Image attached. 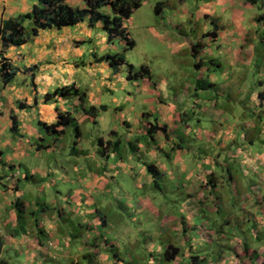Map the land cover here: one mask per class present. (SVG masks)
<instances>
[{"label":"rangeland","instance_id":"obj_1","mask_svg":"<svg viewBox=\"0 0 264 264\" xmlns=\"http://www.w3.org/2000/svg\"><path fill=\"white\" fill-rule=\"evenodd\" d=\"M220 1L222 3L219 0L143 1L123 22L128 37L134 42L132 48L125 50V43L119 38L105 41V34L100 28L92 30L91 37L85 38L82 47L92 45V41H95L97 55L120 53L125 58L126 64H131L132 69L136 71L141 64L146 65L150 74L149 80L146 78L126 79V64L108 68L105 62H101L92 65L93 69H90L91 67H88L89 60L85 58L90 54L85 51L81 58L69 56L70 60H74L78 64L76 67L73 66L74 69L76 68L73 81L80 90L87 94L84 100L85 106L93 105L97 110L94 120L89 117L88 120L78 123L81 132L79 138L75 136L72 125L66 126L61 135L53 138L43 131L41 140L29 138L27 141L30 145L34 143L48 144L50 148L36 149L33 145V150L30 153L36 151V156H40V158L35 156L33 159H31L32 157L28 159V156H24V158L21 156L20 159L26 158L27 160H21L22 164L19 169L16 161L12 162L13 165L8 166L10 161L8 162L6 159L8 157L6 151L3 150L0 156L2 162L0 163V175H4V182L9 179V174L13 171H17V176L20 173H27L24 165L28 166L27 163L30 161L34 168H37L38 164L41 168L46 169L44 161L52 164V172L47 175L33 172L31 186L29 185L31 181L24 182L21 177H19V183L24 182V185L33 189L35 193L32 195L34 203L31 202L28 206V209L34 210V216L37 218L38 226L33 227L37 231L35 237L41 240L49 234L51 240L57 242L61 248L59 251L51 250L50 253L54 254V258L45 260L40 259L41 253L27 249L25 255L30 257L25 259L27 264H31L33 261L37 264H149L147 263L146 243L153 225L149 222L151 220L155 222V217L148 210L136 211L138 209L137 203L134 202L136 200H141L147 208H152L154 215L160 219L170 220L176 214L181 220L183 219V225L180 224L178 232L176 230L170 232L167 231L168 228H164V235L158 234L159 236L156 235V239L153 240L155 243L171 241L177 245L183 244V248L179 251L180 259H185L183 264L192 262L194 264H237L238 258L235 254L240 252L242 257L243 252L240 251L242 250L241 241L249 245L248 254H254L256 248L264 246L263 226H256L254 229L245 226L241 231L236 228L240 214L246 210L249 211L248 213L253 211L250 207L255 205L254 190L258 189V198H264V181L258 177L256 179L258 181L255 180V174H262L263 171L260 170L264 169H262L264 167V100H261L260 104L255 100L256 93L264 96V42H260L259 39L251 40L252 56L246 65L241 63L242 60L235 61L232 56H225L221 49L217 52V48L209 47L207 42H204L205 45L202 47L197 45L203 37L201 35L211 31L214 26L218 29V27H226L227 24H232L231 21H234L228 16L230 9L224 13L221 10L226 7L224 3L230 4V1ZM156 3L160 6L157 13L154 12ZM249 6L250 9L245 10L239 18V23L244 24V30L250 27V31H252L260 27L258 23L264 17L260 18L259 15L264 16V6L261 9L250 4ZM236 8L238 6L232 7V10L234 11ZM22 25L23 35L27 36L30 21L24 19ZM218 31L219 34L231 33V29ZM258 32L254 35L258 36ZM26 48L27 45L20 50L25 51ZM217 53L224 57L219 58L223 62L221 72L215 65ZM204 74L215 75L218 78L216 82L218 87L226 84L234 87L225 90L221 88L218 91H211L207 88L205 92L196 89L198 87L196 80L206 79ZM21 78H26L29 90L30 78L26 73L16 74L13 78L14 83L19 85ZM73 81L70 83H74ZM136 83L137 88L134 86ZM143 84L148 85L149 88L154 84L162 87L161 91L166 98V103L170 105V111L166 114L167 120L175 119L178 112L183 119L187 120L177 123V129L181 131L182 135L181 141L185 146L187 145V148L181 150L175 148L172 151V154L175 153V158L180 156L185 161L187 173L182 170L173 173L174 169H171V174L168 172L169 166L165 165L166 175L161 171L159 178H156L160 186H163L162 191L159 192L145 187H133L130 184V182L135 183L132 180L133 177L129 178L127 175H123L122 170L119 169L114 178L118 179L119 183L112 189L114 198L106 204H102L103 198L111 196V193H107V187L101 188L100 183L92 181L90 177L88 182L92 181L91 184H94L93 187H95L94 190L89 187L90 191L81 185L83 182H80L79 179L83 177L84 170L103 172L104 164L101 155L103 156L104 151L98 152L100 149L96 143L98 137H102V140L112 139L114 135H110L109 132L115 130L117 133H122V140L126 143L125 138H128L127 133L130 129L126 130L125 127H122L119 120L127 119V122L133 123L132 114L141 111L149 113L147 118L153 119L156 105L147 100L148 96L141 90ZM51 88L52 86L46 91H51ZM194 89L199 98L205 95L207 98L206 104L200 108L195 106L196 99L191 96ZM89 91L93 93L92 96ZM149 92L157 94L152 89L147 93ZM20 94L18 98L16 97L17 99H13L14 104L21 99ZM98 95H100L99 100H97ZM114 101L117 103L114 104ZM51 102L46 103L51 104ZM69 104L71 101L67 100V107H70ZM100 104L105 105L104 110L99 109ZM119 104L122 108L115 110L114 106ZM212 105L217 111H221L222 108L229 105L231 112L215 115V119H212L207 112ZM72 112L79 114L78 119L82 120L80 118H83L84 113L77 108ZM173 126L175 124L169 123L166 130L171 133V130L174 129ZM32 127L36 128L34 122ZM218 136H220L219 139H217ZM13 139V141L16 140ZM129 139L131 144L135 143L134 135ZM246 139L252 140V142L248 144ZM172 140L178 141L175 137ZM138 142L144 144L142 136L138 138ZM244 148L249 149V153ZM227 149H231V152H228ZM255 153L258 154L254 155ZM228 154L233 158L227 157ZM161 157L165 159L164 156ZM256 161H261L262 167L250 164ZM74 164L78 167L73 168ZM201 164L202 167L207 168L206 171L198 168ZM226 167H228L231 177L242 189L228 183ZM16 168L17 170H15ZM196 168L202 169L201 173L199 172L196 176L200 175L201 179L195 180L193 172L197 171ZM30 169L28 168V171ZM209 172H213L219 179L215 182L214 192H221L223 201L229 200V202L218 203L215 206L217 212L213 211L212 214H210L211 202L205 201L209 196L206 194L209 189L206 183V173ZM203 174H206L204 178H202ZM63 176L67 180L61 179ZM100 181L101 183L106 182L105 179ZM219 183L222 187L219 186ZM0 187L2 186L0 185ZM75 189L85 191L86 197L69 196ZM185 194H189L190 197H184ZM237 195H239L238 199H232ZM213 196L211 194V197ZM240 198H243L244 201H241ZM24 199H29V197L25 196ZM147 200H150L151 204ZM250 200L251 202H249ZM126 204L130 207L125 210L123 206ZM257 205L263 208L264 201L262 205L261 202ZM45 207L46 209H44ZM41 208L44 211H39ZM94 209H98V217L99 215L105 217L104 225L98 223ZM132 215L134 217H131ZM163 216H166L167 219ZM158 218L157 220H159ZM90 220L92 224L94 223L92 228L88 227ZM126 221L129 223L126 224ZM122 223L128 227H123ZM121 232L124 233L117 236ZM99 233H101V237L98 236ZM92 236H94V243L91 239ZM236 240L240 242L236 243ZM98 242L99 244H97ZM103 243L107 244V250L103 249ZM27 244L29 243L27 242ZM16 250L17 253L4 249L0 253V257L9 259L12 264L14 261H18L17 264H25L21 254L23 246L17 247ZM115 253L120 258L118 263L113 259ZM100 254L106 255L108 260L103 262L99 257ZM185 254L189 256L184 257ZM194 255H200V258L191 259L190 257ZM213 256L218 257L214 259ZM261 257L264 258V254Z\"/></svg>","mask_w":264,"mask_h":264},{"label":"crops","instance_id":"obj_2","mask_svg":"<svg viewBox=\"0 0 264 264\" xmlns=\"http://www.w3.org/2000/svg\"><path fill=\"white\" fill-rule=\"evenodd\" d=\"M227 1H230V4L223 2L226 7L221 10L224 13L227 9H230L228 12V16L234 20V21H231L232 24H227L226 27L220 26L218 27V29L214 26L212 28L213 33L211 34V31H212L211 30L208 32L209 34L207 35L202 34L201 36L203 37H201V41L200 43H197V45L202 47L203 45H205L204 42H207L209 47L214 46L215 48H217V52L219 49H221L222 52H224L225 56H229V57L232 56V59H234L235 61L242 60L241 63L243 65H246L247 63L250 62V59L252 56L251 55V47H252L251 40L259 39L260 42L262 43L264 42V34H261L262 32L264 33V18H262V20L260 19L261 21L260 23H258V26L260 24V27L257 26L258 27L257 29L250 31V27H249L247 30H244V24L239 23V18L242 16L245 10L250 9L248 8L249 4L246 2H242L240 0H227ZM35 2L36 0H0V24L2 20H5L7 18H12V17L17 16L18 14L27 12L30 9L31 5L34 4ZM65 2L70 6L80 7L82 5V2L80 0H65ZM219 2L222 3V1L220 0ZM234 6L236 7L238 6V8H236L233 11L232 7ZM251 6H254V5H251ZM211 8L213 9V7ZM99 28H100L99 22L95 23L92 27H89L87 26L86 21H81L79 23H76L73 26L62 27L60 29L39 30L35 36H31L30 29H28V35H27L26 42H24L23 44L19 46H9L4 51L2 50V56L7 58L9 62L11 63V65L16 68L17 70L16 74L26 73L29 75L30 73L27 72L26 70L33 65L36 66L35 68H33V71H32L33 72V79H32L33 85L31 86V82H29L30 83L29 90L27 89L28 82L26 78H21V80L19 81V85H16L13 79L12 81L6 84H1L0 82V156L3 150L6 151V153H8V157H6L7 161L8 162L10 161V164H8V166L13 165L12 162L16 161L17 168L19 169L20 164H22L21 160L22 161L27 160L26 158L20 159L21 156H23V158L24 156L25 157L28 156V159L32 157L31 159H33V157L37 155L36 151H33V153H30L31 150H33L32 148L33 145L35 148V144L30 145L29 141H27L29 140V138H34L37 140H41L42 138L41 131L38 129V127L37 126L36 128L32 127L33 122L35 124L37 120L45 121L47 123L53 122L55 120V113H56L55 108H58L61 111L68 110L70 112H72L75 108H77L78 102L75 97H69V98L57 97L51 100L52 102L50 101L51 104H47L42 101V94L46 90H48L50 86H52V88L50 89L52 90L55 86H60L61 84L62 85L69 84L71 81H73V74L76 72L75 71L76 68L74 69L73 66L76 67L78 66V64L75 63L74 60H70L69 56L72 55L73 57L77 56L81 58L82 56H84V51L87 54H90L87 57H85L87 60H89L88 67L89 68L91 67L90 69H93L92 65H95V64L97 65L102 62V61L100 62L96 61L98 56L100 55L96 54L95 41H92V45L82 47L83 42L85 41V38L91 37L92 30L99 29ZM221 29H227V30L231 29V33L230 34H227V33L219 34L218 30H221ZM257 31H259L258 32L259 35L255 36L254 34H256ZM203 38L206 39V41H204ZM103 40L104 38L102 39V41ZM25 45H27V48L25 49V51H21L20 49H22V47ZM0 51H1V47H0ZM221 57L224 58L222 55L217 53V60H216L215 65L219 68L220 72H221V67L223 65V62L219 60V58ZM234 60L232 61L233 63H234ZM107 67L109 68L108 65ZM204 75H206L207 77L206 79L212 84L208 88V89H211V91H216V90L218 91V89H221V88L225 90V89L234 87L233 85H230V84L221 85L220 87H218L216 85L218 78L215 75L213 74L209 76L207 74H204ZM73 82H74L73 84L77 87L75 81ZM107 85L111 86L112 84L111 85L107 84ZM134 86L135 88H137L138 86L137 83ZM159 86L160 85L157 86V84L156 85L154 84L152 87L149 88L148 85L146 86L144 85L143 86L144 89L143 87L141 88V90L144 91L145 94L148 96L147 100L149 102L151 101L154 102L156 105V112H155L156 115L154 114L153 119H148L147 116L149 115V113L141 111L139 113L135 112L132 114L133 123L127 122V119L119 120L120 121L119 123L122 125V127H125L126 130L130 129L129 132L127 133L128 138H125L126 141H130L129 138H131V136L133 135L135 136V138L136 137L139 138L140 136H142L144 134L145 127H148V124L151 122V120H153V122L157 124V126L164 125L165 130L169 123L175 124V126L173 127L174 129H176L178 122L187 121L186 119H183L181 117V114L178 112V110H177L178 112L177 117L175 119L174 118L169 119V120L166 119L167 118L166 114L170 111V105L166 103V98H164V94L161 91L162 87H159ZM150 89L155 90L157 94H152L153 92L147 93L148 90ZM205 89H202V91L205 92ZM11 90H13V92H10ZM91 91H89V93L92 96L93 93ZM19 93H21L20 94L21 99H19L18 102L21 101V102H24L26 105H28L27 107L22 108V109H19L17 107L18 106L17 103L16 104L13 103V99H15L16 97L18 98ZM256 95H257V98L255 96V100L260 104L261 100H264L263 99L264 96L263 95L260 96L259 93H256ZM191 96L195 97L196 99L195 106L197 108H200L202 105L204 106L206 104V101H207L206 95L204 97L199 98L196 94L195 89H194V92L191 94ZM99 98H100V95L97 96V100H99ZM67 100L71 101V104H69L70 107H67L68 106ZM116 103L117 102L114 101V104ZM117 106H119L118 107L119 109L122 108L120 104ZM114 108H116V105L114 106ZM214 108L215 106L212 105L211 108L207 110L208 114L210 115L212 119H215V115H224L227 111L231 112V107L229 105H227L225 108H222L221 111H217ZM127 112H128V109H127ZM10 113H13L17 119L18 126H17V130L15 133L9 129ZM73 115L76 118L78 123L89 119V116L85 114L83 115V118H80L82 120L78 119L79 114L77 115L76 112H74ZM46 120H49V121H46ZM138 122L140 123L139 125L137 124ZM129 126L132 128H130ZM135 126L137 127L134 128ZM173 130H171V133H169L168 130H166L165 134L167 136V140H165V137L163 136L164 134L161 131H155L151 139L143 138L144 144L139 143L137 141L136 149H135L136 155L135 154L132 155L128 153L126 156H124L125 158H122V157L119 158L117 156H114L113 155L114 153H111L109 149L105 150L103 156L101 155L103 159L102 161L104 164L103 172H93V171H90L91 169L84 170L83 177L79 179L80 182L81 181L83 182L81 185H83V187L85 188L89 189L90 187V189L92 188L94 190L95 188L93 187L94 184H91V182L95 180L100 183L99 186H101V188H103L104 186L107 187L108 189L107 193H111V196L109 195V197L106 199L103 198L101 202L102 204H106L107 202H109L110 199L114 198L113 197L114 190L112 189L113 187L117 186L119 183L118 179L116 180L114 179L115 175L118 174L119 169L122 170L123 175H127L129 178L133 177L132 180L135 181V183L130 182V184L135 188H139V187H142V185L144 184L148 185L150 183L151 178L149 177L148 174L144 173L145 169H144V166L142 165L143 159L152 160L154 164H156V166L158 167V170H161L165 175L167 171V168L165 167V165L169 166L168 172L171 174H172L171 169H174L173 173L178 170H182L186 172L185 161H183L182 158H180V156L178 158H175L174 157L175 153L174 154L170 153V157L169 156L166 157L167 144H169V142L172 140L173 137L178 139L173 134ZM111 131H114L116 135H114V137L110 140H113L115 137H117L118 134H120L119 136H121L122 138V133H117V131L115 130H111ZM46 134L51 135L52 138L55 136L50 133H46ZM208 134L210 133L208 132ZM219 137L220 136H218L217 139H219ZM224 137H226L225 134H224ZM13 138H15L17 141L16 140L13 141L14 140ZM248 141L249 140L246 139V142ZM48 148H50V145H48L45 149H48ZM244 149L246 150V152L249 153V149L247 148H244ZM227 151L231 152V149H227ZM257 154L258 153H255L254 155H257ZM104 156L106 157L105 159H104ZM161 156H164L165 159H162ZM226 156L231 157V155L229 154ZM141 157L143 158L140 159ZM37 158H40V156ZM44 162H45V165L47 166L46 169L41 168L38 164L36 165L37 168H34L31 165V161L30 163L26 162L28 166L24 165V168L27 171V173L26 172L20 173V175L17 176L16 174L17 171H13L9 174L10 177L6 182H4L5 180L4 175H0V185L2 186L0 187V253L4 249H8V250L13 251L14 253H17V250H16L17 247L23 246V250L21 251V254L23 255V258H24L23 261L25 262V264H27L25 259L30 258L29 256L25 255V251H28L27 249H32L35 252L41 253L40 259L45 260L48 258H54V254L50 253L51 250L59 251L61 248V246L58 245L57 242H54L51 240L49 234H47L45 238H42L41 240L36 238L35 237L36 230H34V228H32L30 225L25 229V231L20 232L19 231L20 228H18L16 225L15 212L12 207V202L15 198L21 199L24 205H26L27 207L29 206V203L31 202L34 203L32 199V195L35 194L34 190L33 189L31 190L30 187L25 186L24 182H28L27 180H29L31 181L29 185L30 186L32 185L31 183L33 182L32 181L33 179L31 178L34 175L33 172L38 173V174L40 172L45 175L52 172L51 171L52 164H50L47 161H44ZM0 163H2L1 159H0ZM242 164L245 165L244 162H242ZM250 164L252 165L254 164V166L262 167L261 161L251 162ZM74 167H78V166L74 164L73 168ZM17 168L15 170H17ZM28 168H31V169L28 171ZM198 168H202L205 171L207 169L206 167H202V164ZM198 168H196L197 171L195 172L192 171L193 175L195 176V180L197 178L201 179L200 175L199 177H196L199 172L201 173V170H202V169L199 170ZM263 168L264 167H262V169ZM240 169H241V165H240ZM260 171H263V173L260 175L256 173L255 180L258 177L260 179L262 178L261 180L264 181V178H263L264 169ZM242 172L245 173V171L243 170ZM206 174H203L202 178H204ZM24 175L30 176V178H23ZM19 177L24 179V182L21 184L19 183V180H20ZM90 177L92 178V181L89 183L88 180ZM61 179L67 180L65 176H63ZM101 179H105L106 182L101 183L100 181ZM227 180H228V183L232 185L233 187L242 189L239 187L236 180L233 179L231 176L227 177ZM211 181L216 182V179H211ZM237 181L239 182L238 179ZM206 183L208 185V182ZM215 186H216V183H215ZM219 186L222 187L221 183H219ZM257 191L258 189L254 190L255 205H251L250 207L253 211L251 213H248L249 212L248 210L243 211L238 218L236 228L239 231L245 228V226L250 227V229H254L256 226L264 227V220H263L264 208H261L257 205V203L263 202L264 198H258ZM70 195H81V196L86 197V192L80 189H78L77 191V189H75V191H71L69 196ZM25 196L29 197V199H24ZM219 196L220 197L214 200H213V197L207 196L205 201H209L211 203H214V201L229 202V200L223 201V199H221L222 195H219ZM238 197L239 195L233 196L232 199H238ZM243 197H245V195H243ZM240 200L244 201L243 198H240ZM134 202L137 203L138 209H136V211L148 210L155 217V222L154 220H151L149 222L153 224L151 234L155 233L157 236H159L158 234L164 235L165 233L163 231L164 228H168L167 231H170V232H172V230H176L178 232L180 230V224L183 225V219L181 220L177 214L175 216H172L173 218L170 220L160 219L154 215V213L152 212V208L146 207L143 201L136 200ZM249 202H251V200ZM125 207H130V206L126 204ZM213 211H215V209L212 207L210 213H212ZM132 213L134 214L135 210ZM95 214H96V218L98 219V223L101 225L99 221V217L97 215L98 214L97 210L95 211ZM131 217H134V215H132ZM163 217L167 219L166 216H163ZM157 218L159 220H157ZM101 219H105V217L103 218L101 217ZM91 220L89 221L90 228L93 227V224H94V223L93 224L91 223ZM128 223L129 221H126V224ZM126 224L122 223L121 225L123 227H128ZM122 233L124 232L119 233L117 236H119ZM183 238L185 240V236ZM153 240H154V237L152 238L149 237L148 242L146 243V251L148 252V254L151 253V255H148V258H147V263L149 264H157L159 262V257H160L159 254L162 251V248L166 244L165 242L155 243L153 242ZM27 242L29 244H27ZM239 242H240L239 240H236V243H239ZM97 244H99V242ZM179 246H183V244H180ZM103 249L107 250V248L104 246H103ZM255 250L256 252L254 254H248L249 245L245 244L243 246V250H240V251H243L242 257H241L240 252H237L235 254L238 258L237 264H260L264 260V258L261 257V255L264 254L263 252L264 246H260L256 248ZM188 256H189L188 254L184 255V257H188ZM197 256L199 259L200 255H197ZM99 257L103 260V262H106L108 260V257L104 254H100ZM215 257H218V256H213L214 259ZM1 259H4V258H1ZM4 260L12 264L9 259H4ZM177 260H179L178 264H183L185 262V259L181 260L180 257L178 256L176 260L173 261L172 263L177 264L178 262ZM114 261L118 263L117 260H114ZM17 262L18 261H14V264H17ZM31 264H37V263L33 261L31 262Z\"/></svg>","mask_w":264,"mask_h":264},{"label":"trees","instance_id":"obj_3","mask_svg":"<svg viewBox=\"0 0 264 264\" xmlns=\"http://www.w3.org/2000/svg\"><path fill=\"white\" fill-rule=\"evenodd\" d=\"M82 2V5L80 7L77 6H70L68 5L65 0H36L34 4L31 5L30 9L27 12H24L22 14H18L15 17L7 18L5 20H2L0 24V82L1 84H6L12 81L16 74V68L11 65L9 60L2 56V50L4 51L9 46H19L26 42L27 36L23 35V25L22 22L24 19H28L30 21V35L35 36L39 30L44 29H60L62 27H69L73 26L76 23H79L81 21H86L87 26L92 27L95 23H100L101 31L105 34V41H110L112 38H119L125 43L124 50L127 48H132L134 46L133 40H131L128 37V33L125 30V27L123 25V22L125 19H127L133 10L138 8L143 1L146 0H80ZM242 2H246L250 5L256 6L258 9H261L262 5L264 6V0H240ZM160 10L159 4H155L154 12L157 13ZM260 18L264 17L263 15H259ZM213 33V30L211 31V34ZM209 34L208 32L204 33L203 35ZM98 62L102 61L107 63V65L111 68H116L119 65L126 64L125 58L120 53H104L100 56H98L97 60ZM127 74L126 79H136V78H146L150 79L149 70L146 65L141 64L138 67V70H133L132 65L127 63ZM36 66L29 67L26 71L29 72V78L31 82V86L33 85V68ZM207 78V77H206ZM196 84L198 87L196 89H205L209 88L212 84L207 79L199 78L196 80ZM69 98V97H75L77 99V109L80 110V112L84 113L85 115L92 117L93 120L96 117L97 110L93 105L85 106L84 100L86 97V94L84 91L80 90L78 87H76L73 83L61 85V86H55L51 91H45L42 94V101L44 103L51 101L55 98ZM17 107L19 109L25 108L28 105H26L24 102L19 101L17 103ZM119 106H116L114 108L115 110L119 109ZM100 110L105 109V105L100 104L99 105ZM55 120L53 122L47 123L45 121L37 120L36 126L38 129L45 133H50L55 136H59L62 134L64 128L66 126L72 125L75 131V136L80 137V127L78 122L76 121V118L73 115V112L70 111H61L58 108H55ZM10 119V127L9 129L12 132H16L17 130V119L13 113H10L9 116ZM155 131H161L165 137V140H167V136L165 134V126H157V124L149 123L148 127H145L144 134L142 135V138H148L151 139L153 137V133ZM110 135H116L114 131L109 132ZM173 134L178 138V141H170L169 144H167V153L166 157H170V153L177 148V149H183L187 148V145L185 146L181 141V131L177 128L173 130ZM135 143H130V141H126V143L122 140L121 136L115 137L113 140H102L101 137H98L96 143L98 146H100V149H98V152L105 151L107 149L110 150L111 153H114V156L125 158L128 153L135 154L136 149V142L138 141V137L135 139ZM249 140V139H248ZM35 141V140H34ZM252 140L248 141V144L251 143ZM35 144V143H34ZM184 145V146H183ZM48 145L36 143L35 148H46ZM124 149L125 151H121ZM107 154V153H106ZM136 155V154H135ZM134 155V156H135ZM107 156V155H106ZM133 156V157H134ZM138 157V156H136ZM106 157L104 156V159ZM141 157L140 159H142ZM151 161V162H149ZM142 165L144 166L145 173L149 175L151 178V181L148 185H142V187L139 188H147L152 190H157L159 192L162 191V187L160 186V183L157 182L156 178H159V175L161 170H158V167L152 160H142ZM227 175L230 177V171L228 167H226ZM23 178H30V176H23ZM211 179L219 180L213 172L207 173V180L208 182L207 187L209 188L207 190V195L213 196V200L220 197L219 195H222L221 192L215 191V182L211 181ZM219 194V195H216ZM184 197H190L189 194H185ZM206 200V199H205ZM221 202L211 203V207L215 209V206ZM263 202H261L262 205ZM12 207L15 212V218H16V225L20 232L25 231V229L30 225L32 228L37 227V218L34 216L35 212L32 209H28L26 205L22 202L21 199L15 198L12 202ZM264 208V205H262ZM46 208V207H45ZM44 208V209H45ZM123 208L126 210L129 207L123 206ZM98 209H95V211ZM39 211H44L43 208L39 209ZM37 212V211H36ZM215 212H217V209H215ZM43 214V213H41ZM127 214V213H126ZM212 214V213H210ZM264 217V214H263ZM99 220L101 225L105 224V219H101L99 215ZM103 218V217H102ZM264 220V218H263ZM90 228V226H88ZM92 228V227H91ZM38 229V228H37ZM39 230V229H38ZM241 231V230H240ZM155 232V231H154ZM37 233V231L35 232ZM99 237H101V233L98 234ZM156 234L150 233V237H154V240L156 239ZM92 241L94 243V236H92ZM149 239V237H147ZM242 244V250L243 246L246 244L244 241H241ZM165 246L162 248V251L160 252L159 262L157 264H173L172 262L176 260V258L179 256V251L183 246L177 245L175 242H165ZM104 247L107 248V244H102ZM148 255H151L148 254ZM113 259L120 261V258L117 256V253L113 254ZM191 259H198L197 255L191 256ZM177 264L179 263V260H177ZM138 262V261H137ZM122 263V262H121ZM0 264H10L6 260L0 258ZM191 264H194L193 262ZM264 264V260L260 263Z\"/></svg>","mask_w":264,"mask_h":264},{"label":"clouds","instance_id":"obj_4","mask_svg":"<svg viewBox=\"0 0 264 264\" xmlns=\"http://www.w3.org/2000/svg\"><path fill=\"white\" fill-rule=\"evenodd\" d=\"M100 219V218H99ZM100 221V220H99Z\"/></svg>","mask_w":264,"mask_h":264}]
</instances>
